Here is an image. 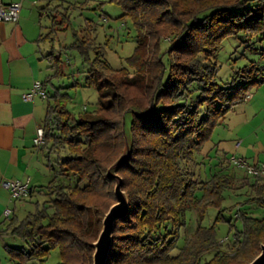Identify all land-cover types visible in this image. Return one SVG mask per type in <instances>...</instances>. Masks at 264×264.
<instances>
[{
  "label": "trees",
  "instance_id": "trees-1",
  "mask_svg": "<svg viewBox=\"0 0 264 264\" xmlns=\"http://www.w3.org/2000/svg\"><path fill=\"white\" fill-rule=\"evenodd\" d=\"M109 2L133 22L134 52L127 67L115 69L101 51L89 58L79 48L87 63L84 83L96 89L97 102L78 117L66 109L59 87L48 90L59 57L46 56L42 149L52 179L37 190L45 199L34 213L0 229L24 244L9 247L10 261L46 264L57 249L58 264H93V244L117 202L108 171L120 161L116 172L128 209L115 223L105 264H249L264 245V179L237 174L218 151L201 155L226 113L264 82L263 69L252 62L220 84L216 62L228 37L264 41V0ZM63 3L51 16L55 33L68 29V11L76 6ZM255 52L264 59V48ZM236 189L250 193L225 205ZM190 211L196 226L184 235ZM222 223L228 232L218 238Z\"/></svg>",
  "mask_w": 264,
  "mask_h": 264
},
{
  "label": "crops",
  "instance_id": "crops-1",
  "mask_svg": "<svg viewBox=\"0 0 264 264\" xmlns=\"http://www.w3.org/2000/svg\"><path fill=\"white\" fill-rule=\"evenodd\" d=\"M2 3L21 4L19 20L16 23H0V229L10 220L20 221L36 211L38 204L45 199L38 194L39 187L47 186L52 179L47 151L42 145L35 146L33 138L38 126H42L48 102L39 96L24 101L22 95L30 91L34 81L43 82L51 73L50 61L46 57L54 52L51 29V16H57L55 6L67 4V0H0ZM77 5L84 2L74 1ZM70 4V2L68 3ZM63 10L59 8V11ZM64 32V31H59ZM264 71V70H263ZM243 112H250V119L242 116L239 122H251L254 115H261L260 123L252 132L264 130V82L252 97L245 100ZM222 124V123H221ZM220 124V125H221ZM239 124V123H238ZM215 132V130H214ZM239 133H242L241 131ZM214 134V133H213ZM234 149L236 155L248 163L255 154L250 136L238 138ZM259 138V137H256ZM239 143V144H238ZM238 144V146H237ZM244 145V146H243ZM264 149V147H262ZM225 155L224 150H218ZM230 158V157H228ZM249 165H264L261 162ZM243 175L241 169L235 170ZM29 179L31 193L24 199H12L1 182L4 180ZM11 210L9 217L4 211ZM16 243V237L0 234V264H13L9 257V242ZM20 241V240H19ZM21 242V241H20ZM18 245V243L16 244ZM24 246V244H23ZM16 247V246H14Z\"/></svg>",
  "mask_w": 264,
  "mask_h": 264
},
{
  "label": "rangeland",
  "instance_id": "rangeland-1",
  "mask_svg": "<svg viewBox=\"0 0 264 264\" xmlns=\"http://www.w3.org/2000/svg\"><path fill=\"white\" fill-rule=\"evenodd\" d=\"M74 1L84 2L86 5H76ZM67 2H70V4L74 3L76 6H72L68 11L70 15L68 29L64 32H57L52 37L55 56L59 57L57 59L58 61H55L56 67L59 69V75L52 80V85H49L48 90L53 92L56 87H59L58 91L63 95L66 94V100L64 102L66 109L72 116L78 117L84 111H91L97 102L96 89L85 86L84 71L87 69V63L84 62V57L80 54L79 48L86 49L89 58L94 57L96 52L101 51L104 53L109 64L115 69L127 67V58L133 54L136 45V30L132 20L128 16H123V9L115 3H110L109 0H67ZM246 40L247 37L241 33L237 36L228 37L223 41L216 58L219 67L217 74L218 83L222 84L229 80L236 70L252 62L264 70V59L255 52L257 48H264V41H253L252 39L247 42ZM262 84L251 88L248 93L251 95L256 93L258 87ZM242 106L236 105L226 113L224 120L221 122L222 124L215 128V132H213L214 134H212L207 146L204 147L201 156L210 149L209 155L211 157H214V152L218 150H224L226 157H238L234 149L235 142L238 141L235 134L238 138L243 134V136H248V138L250 136L249 143L252 142L254 147L251 151L255 154V162L264 163V149H262L264 147V130L263 133L258 131L252 132V128L261 122V115H254L251 122H239L242 116L246 119L251 118L250 112L244 113L241 108ZM128 118L127 123H129ZM240 131L242 133H239ZM196 156H200L199 153ZM254 160L250 158L248 159V163H253ZM235 168L240 169L239 167ZM241 170L244 172L243 169ZM115 174L119 176L116 170ZM248 176L252 177L251 175ZM234 192H231V199L228 200L227 198L225 205H230L238 201L242 202L246 193H250L245 189H236ZM235 194H240L241 196L237 197ZM187 215L188 226L184 230V235H189L196 226L195 213L190 211ZM214 215L215 211L211 209L205 221L208 223L211 222ZM225 217L229 218L232 215L226 213ZM227 232V224L222 223L218 225V238L225 237ZM11 240L9 246H16V248L23 247V243L19 240H16V243L11 242ZM17 243L18 245H16ZM58 263L59 253L55 249L50 252L46 264Z\"/></svg>",
  "mask_w": 264,
  "mask_h": 264
},
{
  "label": "built area",
  "instance_id": "built-area-1",
  "mask_svg": "<svg viewBox=\"0 0 264 264\" xmlns=\"http://www.w3.org/2000/svg\"><path fill=\"white\" fill-rule=\"evenodd\" d=\"M21 4L18 2L2 3L0 1V23H16L19 20ZM34 96H39L41 99L46 98V91L41 81H34L29 92L22 95L24 101L32 100ZM252 97L247 93L245 99L248 100ZM44 141L43 126H38L35 131L33 143L35 146L42 145ZM239 144V143H238ZM237 144V146H238ZM230 162L234 167L243 169L244 172L252 177L264 178V165H249L244 159L232 156ZM29 179L25 180H4L1 185L4 189L8 190L12 199H24L29 195ZM11 214L10 209L4 211V217H9Z\"/></svg>",
  "mask_w": 264,
  "mask_h": 264
},
{
  "label": "water",
  "instance_id": "water-1",
  "mask_svg": "<svg viewBox=\"0 0 264 264\" xmlns=\"http://www.w3.org/2000/svg\"><path fill=\"white\" fill-rule=\"evenodd\" d=\"M119 162L113 165L109 170V176L116 182L114 192L117 198V203L113 205L105 215L102 223V230L97 241L93 244V264L106 263L113 240L115 223L118 219L125 216L128 209V200L122 191V179L120 176L115 174V170L118 167ZM249 264H264V245L261 247L260 254Z\"/></svg>",
  "mask_w": 264,
  "mask_h": 264
}]
</instances>
